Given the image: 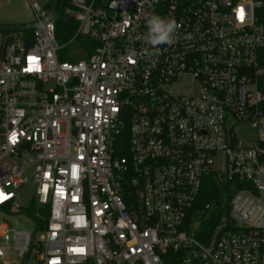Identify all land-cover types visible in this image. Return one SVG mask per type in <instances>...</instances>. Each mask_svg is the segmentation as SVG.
<instances>
[{
  "label": "built area",
  "instance_id": "built-area-1",
  "mask_svg": "<svg viewBox=\"0 0 264 264\" xmlns=\"http://www.w3.org/2000/svg\"><path fill=\"white\" fill-rule=\"evenodd\" d=\"M65 12L69 41L92 47L84 60L60 59L53 17L1 33L0 211L24 210L31 174L24 211L41 234L0 224V261L13 249L37 264H264V0H70ZM152 15L181 27L145 55ZM208 176L221 200L197 204Z\"/></svg>",
  "mask_w": 264,
  "mask_h": 264
},
{
  "label": "rangeland",
  "instance_id": "rangeland-1",
  "mask_svg": "<svg viewBox=\"0 0 264 264\" xmlns=\"http://www.w3.org/2000/svg\"><path fill=\"white\" fill-rule=\"evenodd\" d=\"M36 2L41 10L46 9L47 5L51 0H0V13H18L23 16H28L31 21L34 20V12L31 8V3ZM1 37V33H0ZM61 46L60 55L65 60L79 61L84 60L91 52L92 47L89 46V42L84 41L82 38L75 40H68L66 42H59ZM61 59V58H60ZM44 85L50 89L53 87V82L51 80L44 83ZM236 130L240 137L246 138L252 134V130L247 124H239ZM220 169H224L223 163H221ZM30 173V171H29ZM35 182L32 175H29V181L23 185L17 193L18 202L21 206L27 210L33 203V197H35ZM223 198L225 196L223 195ZM21 212L10 211L2 212L0 211V224H5L13 233L16 231H27L31 233L41 234V229L38 231L36 229V224L31 215H27L25 211ZM1 240V238H0ZM37 264L34 260L24 261V258L20 257L18 253L11 249L7 252L6 257L0 261V264Z\"/></svg>",
  "mask_w": 264,
  "mask_h": 264
},
{
  "label": "trees",
  "instance_id": "trees-1",
  "mask_svg": "<svg viewBox=\"0 0 264 264\" xmlns=\"http://www.w3.org/2000/svg\"><path fill=\"white\" fill-rule=\"evenodd\" d=\"M52 2V0H51ZM51 2L47 5L46 10L48 11ZM70 5V0H59L57 9L53 15V21L55 23V35L58 42L68 41L76 28L75 18L71 14L65 12L66 8ZM32 30L24 31V34H30ZM60 58L63 59L61 56ZM222 186L220 183L215 181L211 176L205 178V183L197 204H213L215 201H220L222 197ZM35 210V204L29 207V212Z\"/></svg>",
  "mask_w": 264,
  "mask_h": 264
},
{
  "label": "clouds",
  "instance_id": "clouds-1",
  "mask_svg": "<svg viewBox=\"0 0 264 264\" xmlns=\"http://www.w3.org/2000/svg\"><path fill=\"white\" fill-rule=\"evenodd\" d=\"M51 29L54 24L51 22L41 23L39 27ZM181 27L174 18H166L158 15H152L147 20V32L143 36V40L151 46L152 51L144 49L145 55L158 54V46L169 45L175 42V33Z\"/></svg>",
  "mask_w": 264,
  "mask_h": 264
},
{
  "label": "water",
  "instance_id": "water-1",
  "mask_svg": "<svg viewBox=\"0 0 264 264\" xmlns=\"http://www.w3.org/2000/svg\"><path fill=\"white\" fill-rule=\"evenodd\" d=\"M58 2H59V0H52L51 5L47 11V15L44 18L43 22H47L53 17V15L57 9ZM38 25L39 24L35 23V22L30 23V24H24V25H22V24H14V25L0 24V33L10 32V31H29V30L37 27ZM234 140H235L234 136H232V143H234ZM13 264H15V263H13Z\"/></svg>",
  "mask_w": 264,
  "mask_h": 264
},
{
  "label": "crops",
  "instance_id": "crops-1",
  "mask_svg": "<svg viewBox=\"0 0 264 264\" xmlns=\"http://www.w3.org/2000/svg\"><path fill=\"white\" fill-rule=\"evenodd\" d=\"M34 23L28 16H23L18 13H0V24L14 25V24H30ZM13 264V263H10Z\"/></svg>",
  "mask_w": 264,
  "mask_h": 264
},
{
  "label": "snow or ice",
  "instance_id": "snow-or-ice-1",
  "mask_svg": "<svg viewBox=\"0 0 264 264\" xmlns=\"http://www.w3.org/2000/svg\"><path fill=\"white\" fill-rule=\"evenodd\" d=\"M240 18L242 19L243 18V10H241L240 12ZM13 140H15V137H13ZM6 198L5 195L3 193H0V199H4Z\"/></svg>",
  "mask_w": 264,
  "mask_h": 264
}]
</instances>
